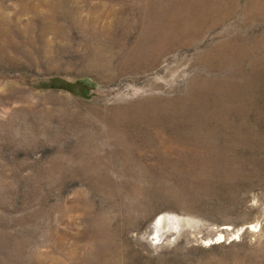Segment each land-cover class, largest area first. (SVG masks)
I'll return each instance as SVG.
<instances>
[{
  "label": "rangeland",
  "instance_id": "obj_1",
  "mask_svg": "<svg viewBox=\"0 0 264 264\" xmlns=\"http://www.w3.org/2000/svg\"><path fill=\"white\" fill-rule=\"evenodd\" d=\"M0 264H264V0H0Z\"/></svg>",
  "mask_w": 264,
  "mask_h": 264
},
{
  "label": "bare ground",
  "instance_id": "obj_2",
  "mask_svg": "<svg viewBox=\"0 0 264 264\" xmlns=\"http://www.w3.org/2000/svg\"><path fill=\"white\" fill-rule=\"evenodd\" d=\"M171 216L168 215H160L157 220H156V226L158 229L162 228L167 221L170 219L171 220ZM162 230V229H161ZM223 238V234L220 233V235L217 237V240H221Z\"/></svg>",
  "mask_w": 264,
  "mask_h": 264
},
{
  "label": "trees",
  "instance_id": "obj_3",
  "mask_svg": "<svg viewBox=\"0 0 264 264\" xmlns=\"http://www.w3.org/2000/svg\"><path fill=\"white\" fill-rule=\"evenodd\" d=\"M82 83L85 85V84H87V81L86 80H82ZM87 92H88V90H87V88L85 86V88H84V94H86Z\"/></svg>",
  "mask_w": 264,
  "mask_h": 264
}]
</instances>
